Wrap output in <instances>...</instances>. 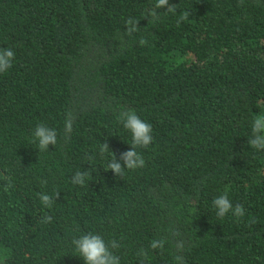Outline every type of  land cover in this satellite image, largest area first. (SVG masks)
I'll use <instances>...</instances> for the list:
<instances>
[{
  "label": "trees",
  "instance_id": "1",
  "mask_svg": "<svg viewBox=\"0 0 264 264\" xmlns=\"http://www.w3.org/2000/svg\"><path fill=\"white\" fill-rule=\"evenodd\" d=\"M155 3L0 0V48L16 53L0 74V264H84L71 240L89 232L120 244V264H264V150L248 142L264 113V0H169L153 23ZM121 109L153 141L137 149L145 166L118 177L105 170L131 148ZM40 123L57 132L47 152L32 143ZM224 193L244 217L216 216Z\"/></svg>",
  "mask_w": 264,
  "mask_h": 264
},
{
  "label": "clouds",
  "instance_id": "2",
  "mask_svg": "<svg viewBox=\"0 0 264 264\" xmlns=\"http://www.w3.org/2000/svg\"><path fill=\"white\" fill-rule=\"evenodd\" d=\"M242 2V0H241ZM166 9L163 12H174L175 5H170L169 0H156L153 8L148 12L145 18L149 21L155 22L160 19L162 12L158 13L157 9ZM190 13L188 11L183 12L180 15L177 23L186 21L189 18ZM138 20L129 17L126 24V34L131 36L139 31ZM141 46L147 44V40L141 38L139 40ZM16 53L12 48H0V74H4L13 67ZM73 116L68 113L65 119V138H68L72 131ZM117 121L131 134V148L120 154L119 159L116 158L115 153L111 151V159L108 161L106 170H111L116 176L122 177L126 170L133 171L141 169L145 166V159L143 155L137 151V149H148L153 141V129L150 123L142 120L135 110L133 109H121L116 117ZM251 148L262 151L264 150V113H257L253 116L251 121V138L248 139ZM32 143H34L39 152H47L49 145L55 146L57 144V132L55 129L48 127L47 125L40 123L37 124L32 133ZM109 145L107 142H102L99 147L101 154L109 151ZM88 161L93 159L92 156L87 157ZM89 173L88 171H77L71 177V182L77 186H84ZM7 183L4 186L6 193L14 187L10 178H6ZM47 183V181H42ZM41 205L44 208H52L54 199L52 196L40 193L38 194ZM59 196V192L56 193L55 199ZM213 207L218 218H224L231 213L235 218H242L245 216V209L243 205L231 203L226 193L219 195L212 201ZM44 223H51V216L43 217ZM71 244L74 246L78 256L83 260L84 264H120V257L114 253V249H118L120 244L115 240L105 242L104 238L100 234L86 233L79 237H73ZM165 240L153 239L150 242V247L153 250L163 249ZM182 248V245H180ZM139 256H146V252L141 249L138 253ZM177 264H184L183 257L177 255L175 257Z\"/></svg>",
  "mask_w": 264,
  "mask_h": 264
}]
</instances>
